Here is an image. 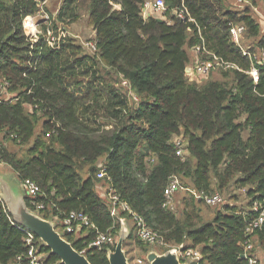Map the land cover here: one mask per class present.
<instances>
[{
  "label": "trees",
  "instance_id": "1",
  "mask_svg": "<svg viewBox=\"0 0 264 264\" xmlns=\"http://www.w3.org/2000/svg\"><path fill=\"white\" fill-rule=\"evenodd\" d=\"M144 1L89 0L98 52L89 54L71 39L60 50L45 47L38 68L29 70L27 60L32 57L22 20L37 10L38 0H0V81L9 80L10 89L20 95L16 102H0V133L30 144L28 155L18 157L0 143L3 161L21 181L30 178L45 192L39 197L48 205L40 213L44 218H61L72 210L89 216L93 226L84 227L82 236L63 235L92 264H110L108 249L116 245L90 247L97 233L119 237L121 228L110 200L96 189L98 181L108 184L98 177L102 168L120 198L167 243L199 247L208 264H249L241 256L246 227L254 217L249 209L253 199L264 196V61L254 63L259 69L255 82L247 72L252 61L232 40L230 23L244 24V35L256 37L257 48L264 51L261 22L251 5L238 8L226 0H165V13L144 19ZM183 3L193 21L176 17L175 9ZM77 16L76 0H65L57 17ZM200 33L210 49L242 69L231 71L232 85L218 79L190 81L188 47L200 41ZM255 48L249 49L255 53ZM100 62L119 76V88L105 85ZM123 80L139 96L138 102H131ZM25 103L39 107L29 110ZM101 111L115 121L111 127L97 119ZM180 136L186 140L185 157L176 150ZM85 166L88 175L83 177ZM173 175L190 178L189 185L208 192L212 176L219 188L235 180L247 187L252 200L241 208L226 204L204 221L195 206L200 201L193 196L179 214L163 206ZM26 202L34 208L29 196ZM25 238L0 203V264H13L26 251ZM133 238L149 246L131 232L124 247ZM253 241L264 249V224ZM41 251L48 264H61L44 243Z\"/></svg>",
  "mask_w": 264,
  "mask_h": 264
},
{
  "label": "built area",
  "instance_id": "2",
  "mask_svg": "<svg viewBox=\"0 0 264 264\" xmlns=\"http://www.w3.org/2000/svg\"><path fill=\"white\" fill-rule=\"evenodd\" d=\"M50 0H38L37 10L28 13L23 17L22 27L26 40L29 43L31 59L27 60L29 70H36L42 60V55L45 47L53 50H60L69 43L71 39L79 42L84 50L89 54H96L98 52V41L96 31L93 36L86 40H78V35L72 34L66 26V19L59 20L58 13H51L48 9ZM251 5L255 12H258L261 21L264 23V6L259 9L254 4L253 0H235V6L238 8H245ZM167 10L165 0H145L142 5V15L144 19H148L150 15H162ZM176 17L184 21H193L189 9L183 3L181 7L175 9ZM246 26L241 23H230V35L232 40L241 47L243 55L248 56L252 61V67L247 70L253 77L255 82L259 80V69L255 66V62H263L264 57L258 58L256 53H252L250 49H245L242 46V38L244 37ZM194 52L192 55V62L189 65L190 71L187 73L190 81H201L215 70H242L237 63L225 59L222 55L217 54L210 49L206 44V39L200 33V41L190 47ZM28 71L24 72L27 76ZM122 85L128 89V95L131 102H138L139 96L132 90L127 80L122 81ZM11 83L7 79L0 81V102L13 103L20 99L17 91L10 89ZM30 92V91H29ZM30 107L38 108V103L35 105L25 103ZM177 154L185 157L186 142L182 137L175 140ZM0 162H3L2 154L0 153ZM104 164V162H103ZM175 175L171 176L164 194L165 200L163 206L175 210L174 197L180 189V184ZM101 179H107V196L111 202V214L119 219L121 225L126 222L127 218L122 216V212H127L134 225L135 235L143 242L150 246L172 249L174 248L183 262L196 261L197 264H208L203 261V253L199 247H186L184 245H172L165 241L164 236L152 226L149 225L145 217L134 211L128 202L122 200L116 190L111 186L110 177H106L104 168L98 173ZM21 186L26 194L29 196L33 205V210L38 212L44 211L48 208L45 201L39 199L40 195H45L39 184L34 180L27 178L23 179ZM194 193L204 203L208 205H218L223 201L220 193H212L206 190L195 189ZM249 200H252L250 198ZM0 203L4 204V199L0 190ZM51 203L55 205L52 201ZM5 205V204H4ZM254 217L248 222L246 227L247 238L244 242V249L242 255L247 259L249 264H264V254L259 251L261 247L256 248L253 243L254 233L260 229L264 224V196L256 197L251 203L250 209ZM52 219L56 223V229L64 233H81L84 227L93 226L90 222L89 216L84 211L72 210L64 214L63 217L55 215ZM21 227V226H20ZM26 233V251L17 255L13 264H48L46 262V254L41 251V239L32 231L21 227ZM117 235L111 233L98 232L95 238L90 242V247H97L99 249L116 244ZM166 251V250H165ZM241 255V256H242ZM142 263V261H140ZM148 264V263H147Z\"/></svg>",
  "mask_w": 264,
  "mask_h": 264
},
{
  "label": "rangeland",
  "instance_id": "3",
  "mask_svg": "<svg viewBox=\"0 0 264 264\" xmlns=\"http://www.w3.org/2000/svg\"><path fill=\"white\" fill-rule=\"evenodd\" d=\"M64 1L65 0H50L49 1L50 6L48 3L47 9L51 13H57L61 5H63ZM76 2H77L78 16L74 20L68 17L65 21L66 26L68 27L70 32H72V34L79 36V38H77L78 40H81V39L86 40L93 36L94 30H95L90 20L89 0H76ZM226 3L228 6L235 5V0H226ZM254 4L260 11L261 8L264 6V0H254ZM114 6L115 8H121L120 4L116 2H114ZM228 6H225V7H228ZM255 13H256L255 14L256 17L261 22L260 34L264 35L263 22L261 21L259 13L258 12H255ZM242 46L245 49L256 47L255 53L257 54L258 58L260 59L264 57V51L262 49L257 48V38L256 37H251L247 34L244 35V37L242 38ZM189 52L191 55H194V52L191 49ZM99 69H100L99 72L102 75V79L104 78L105 80V85L113 86L116 88L120 87L121 83H119V76L113 70H110L109 67H106L102 62H100ZM231 71L232 70H228V72H225V70H219V69L215 70L210 75H208L204 81H197L196 83L202 84L203 82L210 80V79H218L226 83L227 85H232L233 80H234V73H232ZM85 79L86 80L90 79V75L85 76ZM26 107L27 109L30 110V107L28 105H26ZM97 119L101 121V123L106 125L108 128L111 127V125L115 123V121L109 115H107L106 111H101ZM41 129H42L41 124H39L36 127V133L38 134L41 131ZM183 140H185L184 137H183ZM0 143H2L4 147H6L9 151H11L12 153H15L18 157H26L28 155V148L30 144H21L19 142L13 141L11 138H6L4 133H0ZM151 160L153 161V158ZM87 169H88L87 166L81 169V173L83 177L88 175ZM9 175L10 176H8L9 177L8 180H10V182H12L14 186H16L17 188L18 193H16V195H22L18 187L19 182H18V179L16 178L15 171L11 169L9 172ZM174 178L177 179L180 184V189L174 197L175 210H177V212L180 214L182 210L184 209V207L186 206V204L191 203L192 201L191 197L194 196L198 201H200V202H196L195 206L196 208H199L198 213L200 214V217L204 221L211 220L215 216L218 210H222L225 208L226 204L236 205L238 208L247 207L248 201L250 199L247 195V191H246L247 187H244L236 183L235 180H232L229 183V185L226 186L225 188H219L217 185V179L215 178V176H212V184H213L212 193H216V192L220 193L223 198V201L218 205H213V206L208 205L206 203H203L194 193L195 188L192 185H189V183H191L190 178H185V177L178 176V175H175ZM101 184H104V186H106L105 189L107 191V184L104 183L103 181L97 182L96 189L98 188L97 186ZM188 207L191 208V206H188ZM127 219L131 220L130 217H128ZM80 234H81L80 232L77 233V235H80ZM118 239H117V242H118ZM127 243H128L127 246H125L124 248L127 251V256L130 259L132 264H147V259H146L147 253L151 249H157L158 251L162 252L161 251L162 249L160 247H155V246H150V245L148 246L146 244L139 245L136 241H134L133 243L129 241ZM253 243H254V246L256 247V243L254 241ZM259 251H262L264 254L263 248L259 249ZM140 261H142V263Z\"/></svg>",
  "mask_w": 264,
  "mask_h": 264
},
{
  "label": "water",
  "instance_id": "4",
  "mask_svg": "<svg viewBox=\"0 0 264 264\" xmlns=\"http://www.w3.org/2000/svg\"><path fill=\"white\" fill-rule=\"evenodd\" d=\"M190 71V67L186 68V72ZM0 190L8 211L15 223L35 233L41 241L50 248L51 252L60 258L61 264H92L88 257L78 251L68 241L62 232L56 229V223L52 218H44L41 214L30 208L25 197L15 200L8 182L0 177ZM130 235L129 225L125 222L119 230V239L114 249H108V257L110 264H132L127 256L124 243ZM244 258V255H242ZM148 264H197L196 261L183 262L180 260L174 248L160 252L157 249H151L147 253Z\"/></svg>",
  "mask_w": 264,
  "mask_h": 264
},
{
  "label": "crops",
  "instance_id": "5",
  "mask_svg": "<svg viewBox=\"0 0 264 264\" xmlns=\"http://www.w3.org/2000/svg\"><path fill=\"white\" fill-rule=\"evenodd\" d=\"M49 6H50V3H49ZM62 6V5H61ZM61 8V7H60ZM60 10V9H59ZM58 10V11H59ZM263 25H264V23H263ZM190 47H188V50L190 51ZM14 170L7 162H5V161H3V162H0V177L1 178H3V179H5L7 182H8V184H9V186H10V189H11V191H12V194H13V197L14 196H16L15 194L16 193H18L17 192V188H16V186H14V184L12 183V182H10V180H8V176H10L9 175V172H10V170ZM15 171V170H14ZM15 174H16V178L18 179V187H19V189H20V191H21V193L23 194V197H25V199H26V194H25V192H24V190H23V188H22V186H21V180L19 179V177H18V174H17V172L15 171ZM98 188V193L102 196V197H104V198H108L109 199V197L107 196V193H106V186H104V184H101V185H98L97 186ZM20 197H17V199H19ZM14 199L15 200H17L16 199V197H14ZM6 201H5V199H4V204L6 205V203H5ZM6 207H7V205H6ZM7 209H8V207H7ZM126 223L129 225V228H130V233L132 232L133 234H135V230H134V225H133V223H132V220H129V219H127L126 220ZM83 235V231H81V234L80 235H78V236H82ZM135 240H134V238L132 239V240H130V242L131 243H133Z\"/></svg>",
  "mask_w": 264,
  "mask_h": 264
}]
</instances>
